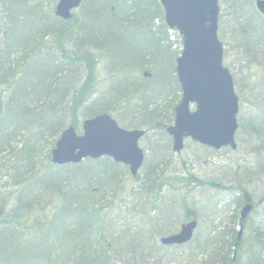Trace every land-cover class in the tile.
I'll return each mask as SVG.
<instances>
[{"label": "trees", "instance_id": "obj_1", "mask_svg": "<svg viewBox=\"0 0 264 264\" xmlns=\"http://www.w3.org/2000/svg\"><path fill=\"white\" fill-rule=\"evenodd\" d=\"M46 1L0 0V179H4L0 181V264H22L19 255L26 257L27 247L46 246L66 229H77L76 245L69 250L57 248L49 255L36 253L42 264H145L147 260L169 264L159 252L163 244L156 245L155 239L170 232L165 228L173 217H182V222L196 218L198 226L192 239L181 245L187 249L186 258L171 264H264V143L260 139L254 147L255 164L229 187L240 192L232 201L235 207L253 202L252 213L241 220L234 211L227 226L215 220L228 208L196 206L194 199L182 194L184 190H177L181 181L185 188L203 181L188 170L183 177H173L168 159L147 163L142 171L144 163L136 176L109 157L51 163L50 151L59 133L101 113L125 127L145 129L143 139L159 133L152 150L168 153L172 148L166 128L173 122L181 89L176 75L178 54L165 44L168 27L159 0H84L79 15L74 13L69 20L56 17ZM229 1L236 20L246 21V29L235 30L242 38L239 50L263 63L264 17L255 0ZM102 58L112 79L109 88L97 94ZM230 70L240 107L244 99L257 106V112L246 119L238 114V132L249 137L257 133L264 140V81L240 82ZM242 86L251 100L243 97ZM118 108L124 112L116 114ZM14 141L17 146L10 144ZM39 159H43L41 165ZM82 177L87 178L85 184L78 181ZM130 178L137 190L150 195L148 199L152 196V215L141 210L140 222L146 224L120 236L125 246L119 252V237L110 247L116 231L110 225H116L121 215L100 216L89 200ZM215 181L209 185L219 186ZM254 181L262 192L247 187ZM136 188L123 191L122 196L135 195ZM206 211L215 215L211 224L203 226ZM236 225L243 229L239 238ZM140 230L146 233L136 235ZM144 236L152 243H146ZM36 257L34 262L39 261Z\"/></svg>", "mask_w": 264, "mask_h": 264}, {"label": "water", "instance_id": "obj_2", "mask_svg": "<svg viewBox=\"0 0 264 264\" xmlns=\"http://www.w3.org/2000/svg\"><path fill=\"white\" fill-rule=\"evenodd\" d=\"M83 0H58L54 14L70 19L72 10ZM166 25L181 38L182 49L176 59L180 100L174 107L173 123L166 132L172 139V150L179 153L184 141L191 139L201 145L220 149L237 147L239 98L232 74L224 65V46L218 36L220 0H159ZM264 16V0H255ZM193 105V108L191 106ZM145 130L126 129L108 113H101L81 123V132L69 126L60 132L51 150L55 164L78 163L85 158L111 157L126 164L134 176L144 161L139 140ZM252 209L250 203L240 211L242 220ZM197 220L180 225L175 233L163 236L165 245L188 242ZM241 226L238 238L241 235Z\"/></svg>", "mask_w": 264, "mask_h": 264}, {"label": "rangeland", "instance_id": "obj_3", "mask_svg": "<svg viewBox=\"0 0 264 264\" xmlns=\"http://www.w3.org/2000/svg\"><path fill=\"white\" fill-rule=\"evenodd\" d=\"M57 0H47L46 6L51 7L52 10L54 8V5ZM221 12L219 17V26H218V36L222 40L224 44V64L228 66L230 69H232L235 72L236 78L238 81H246L247 82H257L259 78L264 81V62L260 63L262 60L259 59L257 61L255 58H253L250 55H247V53L244 55V52L239 50V41L242 40L238 35H236L235 30L238 31L240 28L246 27V21L243 23H240L236 18L234 17L232 13L231 8V1L229 0H221ZM74 13L78 14L80 13V10L76 9L74 10ZM232 28H234V32L232 31ZM246 29V28H244ZM164 31V30H163ZM164 36L166 38L165 44L167 45L168 49L170 51H173V54H179L182 49V42L180 36L177 34L176 31L171 30L168 28V30L164 31ZM244 37L246 39V35L244 34ZM108 65L106 63V60L102 58L100 61V64L98 66V93L105 92L111 83V77L108 75L106 71ZM234 81V80H233ZM238 84H240L238 82ZM239 87V85H238ZM250 87V86H249ZM258 87V86H257ZM236 89V88H235ZM243 86L241 89V93L243 97L249 98L251 100V96L247 97L250 93L246 92V95L243 94ZM254 91L252 90V93ZM253 100V99H252ZM193 106V105H192ZM257 107V106H256ZM255 104L251 103L249 100H245L243 104L239 105V111L240 116L242 119H246V116H249L250 114L253 115L254 112H257L255 110ZM124 109L118 108L115 113L120 114ZM238 117V116H237ZM124 118V117H123ZM128 119V118H127ZM126 119V120H127ZM239 123V121H238ZM129 127V126H126ZM129 128H132L130 126ZM154 135L146 136L145 139L140 140V145L144 149L145 157H144V168L142 171H145V165L147 163L153 165L154 161L163 160V158L168 159L171 161L172 167H169L168 170L169 174L172 171L173 177H183L187 170L190 171L194 176H196L198 179L203 181V184L201 185H193L190 187L185 188V183L180 182L178 184L177 179H173L174 184H178L177 187H180L179 191L184 190L182 194L188 195L186 199L192 200L194 199V204L196 206L206 204L211 209L215 207V205H219L221 208H228L227 211H220L221 215L217 218V221L215 220V224H218L219 222H223L224 226H227L228 223H230V215L234 213V211L240 213L241 207L244 205H240L239 207H235V203L232 201L234 198L238 197V194L240 192L231 190L230 183L237 177L239 174H244L243 176H246V170H249L252 168V166L255 164V155H254V147L259 145V139L261 143H264V140H262L261 137H258L257 133H253L251 137H249L244 132H238V129L236 131L235 140L237 147L234 150H231L229 147H224L221 149H212L203 145H200L192 140H186L183 149L180 153H175L172 151H169L168 153H154L152 150V146H155L154 140L156 139V134L158 136L159 133H152ZM165 137V136H164ZM165 141L166 137H165ZM17 141L11 142L10 144L17 146ZM157 145H163V143L159 142ZM43 152H45V149H43ZM166 152V151H165ZM164 159V160H165ZM39 164L41 165V162H43V159H39ZM158 163V162H157ZM160 163L158 164V166ZM172 168V170H171ZM113 170V169H112ZM128 171V169H127ZM92 171L88 172V176L91 175ZM171 175V174H170ZM171 176V177H172ZM240 176V175H239ZM170 177V178H171ZM242 178V176H240ZM86 177H82L81 179H78V181H81L80 184H85ZM244 179V178H243ZM216 180L219 186L213 187L209 185V181ZM0 181H4V179H0ZM215 181V182H216ZM221 186H224V188H221ZM132 188H136V185L132 178L125 179L123 182L118 181L117 184L114 185V187H110L109 190H106V192L102 195H95L94 199L89 200V204L93 205L94 207L98 208L99 215L100 216H109L112 217L114 215H121L120 221L116 220V225L111 222V225L114 230L113 235L110 237V240H114L111 242V246H114L113 243H116V238L119 237L118 246H119V252L121 249L124 248L125 243L122 240L120 236L133 234L138 230V227L140 224H146L140 222L139 213L141 210H149L150 215H152V211L150 212V207L153 203L151 197L148 199L150 195H146V192L140 191L134 189L133 196H128V194L124 195L125 198L122 196L123 191L130 193V190ZM247 187H251V191L254 190L256 192H262V187L260 186L259 182L254 181L253 183H250L247 185ZM174 189V188H172ZM190 189V193H186ZM250 189V188H249ZM137 190V191H136ZM192 190V191H191ZM231 190V191H230ZM186 191V192H185ZM254 191V192H255ZM140 192H143L142 194H139ZM169 195L166 196L168 198ZM124 198V199H123ZM122 200H126L122 203ZM254 200V199H253ZM253 207V202H248ZM103 207V208H101ZM260 209V208H259ZM127 212V217H122ZM261 210V209H260ZM259 210V211H260ZM252 209L250 210V212ZM249 212V213H250ZM252 213V212H251ZM230 214V215H229ZM257 213H254L256 215ZM215 214H212V211H206L203 215L201 222L203 223V226H206L207 224H211L213 222V218ZM249 215V214H247ZM253 215V216H254ZM129 216H134L132 218ZM239 216V215H238ZM72 217V216H71ZM68 215V219H70ZM236 220L238 221V218L236 217ZM172 221L171 225H167V228L170 230L168 234L171 233V231H176L180 225V223L183 221L182 217L179 219L172 218L168 222ZM129 223V225H127ZM148 223V221H147ZM124 224V225H123ZM224 229V228H222ZM236 231H239L238 225L235 226ZM68 230V231H67ZM243 232V229H242ZM142 233H146L142 230H140L139 233H136V235H140ZM77 229H66L61 230V234L56 235L46 246L42 247H27L26 248V257H22L19 254V259L22 264H40L41 258L36 257L35 254L38 252H42L44 254H52L54 250L57 248H60L61 250H69L72 246L76 245V240L80 238L78 236ZM165 234V235H168ZM131 236V235H130ZM162 236V235H161ZM241 236V235H240ZM143 236H140L137 238V240H141ZM146 238V243H152V240L148 242V236H144ZM160 236H157L155 239L156 245H160L159 242ZM157 241V242H156ZM84 244V243H81ZM40 245V242L38 243ZM115 247V246H114ZM113 249V248H112ZM156 250H154L155 252ZM160 254L165 256L167 259L170 260L169 264L171 263H179L181 259L186 258L187 249L181 246H173V245H162V247L159 250ZM158 252V254H159ZM113 254V250H108V254ZM37 262H34L35 257ZM87 259L89 258L88 254L85 255ZM34 257V258H33ZM33 258V261H31ZM41 259V260H40ZM145 264H153L149 263L147 261H143ZM42 264V263H41ZM143 264V263H139ZM165 264V263H164Z\"/></svg>", "mask_w": 264, "mask_h": 264}, {"label": "flooded vegetation", "instance_id": "obj_4", "mask_svg": "<svg viewBox=\"0 0 264 264\" xmlns=\"http://www.w3.org/2000/svg\"><path fill=\"white\" fill-rule=\"evenodd\" d=\"M145 132H147V131H145Z\"/></svg>", "mask_w": 264, "mask_h": 264}]
</instances>
